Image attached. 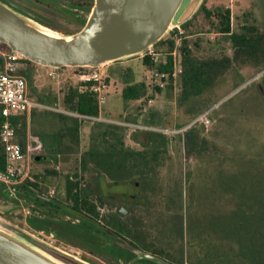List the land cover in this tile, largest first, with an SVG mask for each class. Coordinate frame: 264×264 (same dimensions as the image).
I'll return each instance as SVG.
<instances>
[{
  "label": "rangeland",
  "instance_id": "1",
  "mask_svg": "<svg viewBox=\"0 0 264 264\" xmlns=\"http://www.w3.org/2000/svg\"><path fill=\"white\" fill-rule=\"evenodd\" d=\"M205 1L210 5L207 7L219 4L229 8L231 31L246 23L264 30V0ZM190 20L187 29L180 28L197 57L205 58L222 49L231 54L229 45L202 13L196 12ZM172 36L173 30L164 39ZM197 38L199 46L193 43ZM214 41H220L217 47ZM111 64L101 70L108 86L99 116H79L82 120L76 151L53 156L42 147L30 154L25 152L13 164L24 168L27 163L28 176L42 175L54 187L58 178L52 179L46 171H76L80 154L88 148L90 133L101 132L104 123L125 126V143L135 149L143 148L148 130L162 131L168 145L166 158L157 169L160 188H176L182 199L179 216L173 225L160 228V235L161 229L172 232L179 239L178 246L187 250L190 240L201 239L194 253H200L202 243L206 255L242 256L248 252L249 260L243 264H264V68L257 71L252 64H233L209 91L187 101L180 100L178 78L151 98L154 91L148 86L146 95L134 100L125 99L121 92L127 84H146L148 69L142 57ZM31 69L32 96L55 109H36L32 119L28 115L26 133L50 132L71 123L50 111L76 116L64 108L62 97L68 85L82 81L78 77L81 70L64 67L57 70V77H51L44 67L31 65ZM36 155L42 160L37 162ZM0 207L7 209L9 203L0 201Z\"/></svg>",
  "mask_w": 264,
  "mask_h": 264
},
{
  "label": "flooded vegetation",
  "instance_id": "2",
  "mask_svg": "<svg viewBox=\"0 0 264 264\" xmlns=\"http://www.w3.org/2000/svg\"><path fill=\"white\" fill-rule=\"evenodd\" d=\"M0 1L55 33L69 35L82 28L94 0ZM165 158L155 160L161 163ZM97 159L106 161V170L92 163L84 166L83 160L91 158L79 156L76 171H46L52 179L58 178L54 187L35 174L12 193L0 188V201L9 203L7 209L0 207V213L92 264H243L249 260L246 255H206L202 243L200 253H194L198 242L190 240L187 250L178 246V238L160 235L159 229L173 225L179 216L182 198L176 188H160L159 165L152 172H129V157ZM118 160L122 169L113 170V161Z\"/></svg>",
  "mask_w": 264,
  "mask_h": 264
},
{
  "label": "water",
  "instance_id": "3",
  "mask_svg": "<svg viewBox=\"0 0 264 264\" xmlns=\"http://www.w3.org/2000/svg\"><path fill=\"white\" fill-rule=\"evenodd\" d=\"M203 1L94 0L82 28L69 35L55 33L0 1V43L44 67L102 68L143 55L189 21ZM20 144L24 150V136ZM41 158L35 156V160ZM5 196L2 192L9 201ZM0 264L92 263L0 214Z\"/></svg>",
  "mask_w": 264,
  "mask_h": 264
},
{
  "label": "trees",
  "instance_id": "4",
  "mask_svg": "<svg viewBox=\"0 0 264 264\" xmlns=\"http://www.w3.org/2000/svg\"><path fill=\"white\" fill-rule=\"evenodd\" d=\"M197 12L202 13L212 28L221 34V40L229 45L232 52L229 54L226 52V49H222L220 53L212 54L205 58H199L190 48L189 39H183L180 46L179 61L181 72L177 77L181 101H187L192 97L209 91L214 86L215 82L221 78L233 64H238L240 66L252 64L258 67L257 71L264 68V30L259 29L254 24L246 23L240 25L237 31H231L230 10L223 5L214 4L212 7H207L205 1H203ZM190 21L191 20L185 22L181 27L187 29ZM199 40L200 38L195 39L193 42L194 45L199 46ZM162 41L163 40L159 41V43ZM219 43L220 41H214L212 44L217 47ZM170 44L172 45V42H170ZM0 49L8 50L9 47L0 43ZM24 61L28 65L32 64V62L27 59H24ZM142 61L145 65L149 64L147 57H142ZM64 67L58 68L57 70ZM76 68L80 70L86 69V67ZM156 68L159 70H171V62L166 66H157ZM31 73L32 69L30 65L29 68L23 72L28 86L32 81ZM90 84L89 81H79L78 83L67 86L62 97V104L67 111L82 116H99V105L97 103L96 94L90 91ZM147 90L148 86L144 82H137L127 84L123 87L121 95L125 99L138 100L146 95ZM153 91L154 92L149 95L150 98L155 95V92H160L161 89L153 88ZM50 112L60 119H69L71 123L50 132H37L36 135L41 139L44 151L48 155L53 156L59 154L69 155L75 152L79 143V128L82 119L79 118V116H72L62 112ZM34 113L35 111L32 109L30 112L31 118ZM11 121L15 126L18 138L25 136L27 127L26 117L24 115L12 117ZM153 124L152 122V125ZM104 125V129L101 132L90 133L88 148L80 154V156L84 158H91L90 161L83 160L84 166L92 163V165L106 170V161L98 160V157L124 156L130 158L127 161L129 172L156 171L155 166L161 163H158L155 158L163 157L167 154L168 141L164 132L159 130H148V137L146 142L143 143V148L135 149L125 143V126L112 122L104 123ZM139 157L144 158V160L137 159ZM5 165L3 148L0 144V169H4ZM116 165L118 167H116ZM141 165L143 166L142 168L139 167ZM120 166H122L121 160L113 161V170H121L122 168H120ZM28 181L29 179L26 178L23 182L18 184V186L25 187ZM0 188H4L2 184H0ZM172 234L173 233H170V231H163L161 229L162 237L168 238L173 236ZM194 238L195 237L191 236V239ZM200 242L201 239H199L198 243ZM242 254L250 255L248 252Z\"/></svg>",
  "mask_w": 264,
  "mask_h": 264
},
{
  "label": "built area",
  "instance_id": "5",
  "mask_svg": "<svg viewBox=\"0 0 264 264\" xmlns=\"http://www.w3.org/2000/svg\"><path fill=\"white\" fill-rule=\"evenodd\" d=\"M209 1L213 2L214 0ZM205 4L210 6L206 1ZM162 40V42L156 43L151 49L141 55V57H147L149 61V64L146 65L148 72L145 77L147 79L146 85L152 89H164L168 84H174L178 74L181 72L179 61L180 46L183 40L182 29L180 27L174 29L172 37ZM170 42H172V45ZM24 59L19 53L11 49H0V144L3 148L6 163L5 168L0 169V183L8 193H12L16 185L28 178L27 163L22 168L20 165H14L13 162L20 160L25 152L30 154L41 150L43 147L41 139L36 134L26 133L24 136V150H22L20 138H16L15 126L11 118L20 115H24L27 118L33 108L55 109L32 96L26 77L23 74L28 66ZM170 62L171 70H159L156 68L157 66H166ZM31 65L37 66L38 64L32 63ZM44 68L48 76H58L56 68ZM101 70V67H86L85 70H81L78 73V77L82 81L91 83L89 86L90 91L96 94L99 106L104 102V91L108 86ZM75 115L89 119L97 118L76 113ZM207 121L206 119L205 122ZM49 191L52 192V190Z\"/></svg>",
  "mask_w": 264,
  "mask_h": 264
},
{
  "label": "crops",
  "instance_id": "6",
  "mask_svg": "<svg viewBox=\"0 0 264 264\" xmlns=\"http://www.w3.org/2000/svg\"><path fill=\"white\" fill-rule=\"evenodd\" d=\"M112 65V64H111ZM36 109H39V108H33V110L35 111ZM30 115V114H29ZM32 119V118H31ZM26 120H27V118H26ZM36 134H37V132H36Z\"/></svg>",
  "mask_w": 264,
  "mask_h": 264
}]
</instances>
